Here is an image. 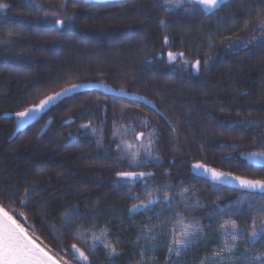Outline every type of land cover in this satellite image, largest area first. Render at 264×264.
Wrapping results in <instances>:
<instances>
[{
	"label": "trees",
	"instance_id": "obj_1",
	"mask_svg": "<svg viewBox=\"0 0 264 264\" xmlns=\"http://www.w3.org/2000/svg\"><path fill=\"white\" fill-rule=\"evenodd\" d=\"M35 1L40 10L25 0H0L11 5L0 11V202L53 252L76 244L90 264H176L170 233L189 222L198 225L200 238L179 264H197L219 251L225 221L236 223L239 248L264 259V239L247 238L253 219L257 225L264 221V200H245L247 192L214 187L190 169L201 162L264 179V164L247 159L264 151V32L253 31L264 19V0H227L211 13L189 3L166 12L154 0ZM66 16L74 20L71 27L47 29L53 18ZM169 51L184 55L169 62ZM197 60L198 72L191 67ZM81 82L140 94L160 113L136 101L83 91L13 136L16 118L3 114L24 111ZM139 135L145 146L126 155L121 140L129 143ZM149 142L152 158L145 151ZM134 152L142 165L130 166ZM122 171L151 176L125 180L117 175ZM33 185L38 187L20 204L24 189ZM148 193L156 197L150 210L130 215L127 209L146 202ZM237 200L244 202L235 206ZM74 207L95 219L75 221L54 238L41 222L43 211L51 226L60 228L62 214ZM77 228L82 236L71 234ZM102 232L109 248H92V236ZM111 247L118 254L109 255ZM63 258L81 264L71 255Z\"/></svg>",
	"mask_w": 264,
	"mask_h": 264
},
{
	"label": "snow or ice",
	"instance_id": "obj_2",
	"mask_svg": "<svg viewBox=\"0 0 264 264\" xmlns=\"http://www.w3.org/2000/svg\"><path fill=\"white\" fill-rule=\"evenodd\" d=\"M157 7L162 8L166 12L172 11L174 8H179L184 5V3L192 4L193 6H200V8L205 13H211L214 10H217L221 5L225 4L227 0H154ZM25 3L34 10H40L41 6L38 4H33L32 0H25ZM11 5L6 3H0V10H4L9 8ZM64 5H61V10L64 9ZM74 15V14H73ZM21 24L25 23L24 21H20ZM74 24V20L72 16H66L63 19L53 18L49 21L47 25V29L53 32L58 31L63 26L71 27ZM160 25L166 26V21L160 20ZM248 26V22H245V27ZM261 31L264 32V19H261L259 23L254 27L253 31ZM165 45L168 44L167 36L164 37ZM168 60L169 62H173L177 59V57H183L184 53H174L172 51L168 52ZM187 64L188 61H185ZM205 66L207 65V61L204 62ZM197 72L199 71L200 61L197 60L195 63L191 65ZM97 87H103V85H94L86 82L70 84L68 87L61 89L59 92H55L52 95L45 97L40 100V102L34 105L32 108L25 109V111L16 113V116L20 118L18 121V126H23V124L27 123L28 119H35L37 114L43 112L45 109H49L50 107H54L58 102L62 99L67 98L71 95L78 93L81 89H92ZM50 123V122H49ZM224 126H231V124H226ZM82 128H87L88 125H81ZM143 135V134H141ZM128 147H132V145H128ZM119 148V146H118ZM148 158L151 157V142H149V146L145 149ZM132 155V161L130 166H140L144 163L143 160H138L137 157L140 155L139 152H134ZM248 160H255L257 163L264 164V151L251 153L248 157ZM195 169L200 170L203 169L204 175H209L210 179L214 182L215 186H223L229 185L238 187L239 189L246 190L249 195L245 196V200H252L253 202L264 200V179H249L245 177L236 176L233 177L231 174L217 172L214 169H207L204 165L196 164L194 166ZM117 175L125 180H135L137 178H143L146 175L151 176V174H146L143 172H129L122 171L118 172ZM38 185H33L31 188H25V198L20 200V204H24L27 196L34 192ZM147 187V185H145ZM188 189H184L183 192H187ZM183 194V193H182ZM165 200L168 199L167 196L164 197ZM156 200V197L152 193H148V198L146 202H142L140 204H133L131 208L127 209L129 214L137 212L139 209L143 208L145 210H150L149 206L152 205ZM15 202V201H14ZM199 201H197L198 203ZM244 201L237 200L235 201V206L240 205ZM253 206L252 203L249 204V208ZM219 207V206H217ZM229 207H233L232 204ZM221 212L225 211V209L220 208ZM37 215L41 216V209H37ZM239 211V208H237ZM23 215V213H21ZM48 213L43 211V215L41 216V222L45 224L46 228H51L49 234L53 235L54 238L57 234L63 229L66 231L75 221L78 220H86V219H95L87 218L83 214L79 212V209L72 208L70 211H66L61 216V225L60 228H55L51 226L50 222L46 220ZM179 216L180 214L177 213ZM183 219V218H181ZM27 220V217H25ZM180 224V222H177ZM226 225H230L232 231L228 232ZM80 227H85V225H81ZM96 227L95 224L91 225V228L94 230ZM225 229V237H224V249L221 252L216 253L215 255L220 259H224V251H227L230 254H233V249L236 247L235 241L238 238H242L240 235V231L237 230V225L234 221H225L224 225L221 226ZM251 235L247 238L255 242L259 239H264V221H262L259 225H257L256 220L253 219ZM199 228L197 224L189 222L187 224H180L178 233L173 229V241L169 246V252H175L177 256L181 254V249H186L188 246L193 244L197 239L200 238ZM74 236H82L79 228L71 233ZM231 237L233 241L232 244L228 243V237ZM106 237V233L102 232L100 236H92V248H95L98 244H104V239ZM105 248H109L108 244H104ZM109 255H115L117 253V249L115 247H111L108 253ZM71 255L74 259L81 262V264H90L89 257L86 255L84 251H82L76 244H72L71 248L65 250L62 254L53 252L52 249L43 243L40 240L38 235H35L34 230L30 231L29 228L25 227L23 223L17 219V216L13 214L2 202H0V264H70L68 259H64L63 256ZM143 255V254H142ZM259 261V264H264V259L256 258ZM140 264H144L143 261ZM179 264V261L176 262ZM201 264H219V260H211V261H201Z\"/></svg>",
	"mask_w": 264,
	"mask_h": 264
},
{
	"label": "rangeland",
	"instance_id": "obj_3",
	"mask_svg": "<svg viewBox=\"0 0 264 264\" xmlns=\"http://www.w3.org/2000/svg\"><path fill=\"white\" fill-rule=\"evenodd\" d=\"M0 3H3V2H0ZM35 3L38 4V5H40V3L38 1H35ZM4 10H0V11H4ZM167 54L168 53H166V56L168 58V55ZM144 139H145L144 136L139 135V136H137V138H136L135 141H129V143L127 141L121 140L122 148L125 150V154L127 155L128 154V151L129 152H131V151L133 152V150L139 151L140 149H142L145 146ZM128 145H132V147H128ZM185 224H187V223H185ZM179 227H180V225H177L173 229H175V231L178 233ZM225 227H227V231L228 232H231L232 231L230 225H226ZM173 229H172V231L170 233V245H171V243L173 241ZM199 235H200V232H199ZM240 235H241V233H240ZM95 236H100V235H95ZM167 236H168V234H167ZM224 237H225V229L222 228V230H221V232L219 234V241H220V244H221L220 245L221 249L219 251H217V252H214L211 256H209L208 258H206L205 260H202V261H211V260L215 259V260H219V264H259V261L256 258L263 259L260 254H256V253L253 254V253H251V254L248 255L243 248H239L238 247V242H239V239L240 238H238L237 241H235L236 247L233 249L234 255L228 253L227 251H224V259H220L215 254L218 253V252H221L222 249H224ZM228 243L229 244H232L233 243V241L231 240V237L230 236L228 237ZM99 245H101V244H99ZM186 249H181V254ZM169 253L173 255L172 263H174L175 261H179L177 259L180 258L181 254L179 256H177L174 251L173 252H169ZM197 264H201V261L199 263H197Z\"/></svg>",
	"mask_w": 264,
	"mask_h": 264
},
{
	"label": "water",
	"instance_id": "obj_4",
	"mask_svg": "<svg viewBox=\"0 0 264 264\" xmlns=\"http://www.w3.org/2000/svg\"><path fill=\"white\" fill-rule=\"evenodd\" d=\"M90 84H94V85H103V87H97V88H92V89H81V90H79L78 92L91 91V90H94V91H100V92H102V93L105 94V95H112V96H116V97H121V98L127 99V100H129V101H136V102L142 103V104L146 105L147 107H149V108L155 110L158 114L160 113V112L157 110L155 104H154L151 100H149L148 98H146V97H144V96H142V95H140V94H137V93H130V92H127V91L124 90V89H115V88H113V87H111V86H109V85H105V84H101V83H90ZM60 91H61V90H60ZM58 92H59V91H58ZM50 95H52V94H50ZM48 96H49V95H48ZM46 97H47V96H46ZM69 97H70V96H69ZM43 99H44V98H43ZM64 99H65V98H64ZM62 100H63V99H62ZM62 100H61V101H62ZM39 102H40V101H39ZM39 102H38V103H39ZM38 103H37V104H38ZM58 103H59V102H58ZM58 103H57V104H58ZM33 106H34V105H33ZM33 106H31V107H29V108H32ZM50 108H51V107H50ZM50 108H49V109H50ZM27 109H28V108H27ZM49 109H45L43 112L37 114V116H36L35 119H37L40 115H42L43 113H45V112H46L47 110H49ZM24 111H25V110H24ZM21 112H22V111H21ZM2 116H4V117H11V116H13L14 118H16V129H15V131H14L13 136H14L16 133H18V131L24 129L25 127H27L29 124H31V123L35 120V119H28L27 123L23 124V126H18V121L20 120V118L16 116V113H15V114L5 113V114H3ZM49 122H50V121H48V123L45 125V127H44V128L42 129V131L40 132V134H42V133L45 132V130L48 128V126H49V124H50ZM196 164L204 165V164H202L201 162H196V163L191 164V166H190L191 172H192V173L200 174L201 176L207 178L211 183H214V182L210 179V176H209V175H204V174H202V173H203V169L197 170V169L194 168V166H195ZM204 167L207 168V169H214V168L209 167V166H207V165H204ZM214 170H216V169H214ZM216 171H217V172H221V171H218V170H216ZM137 173H140V172H137ZM143 173H146V172H143ZM223 173H225V172H223ZM146 174H149V173H146ZM227 174H231V173H227ZM146 176H147V175H146ZM146 176H145V177H146ZM231 176L236 177V175H234V174H231ZM118 177H119V176H118ZM120 178H121V177H120ZM223 186H224V187L231 188V189H235V190L245 191V192H246V190L239 189L238 187L229 186V185H223Z\"/></svg>",
	"mask_w": 264,
	"mask_h": 264
},
{
	"label": "flooded vegetation",
	"instance_id": "obj_5",
	"mask_svg": "<svg viewBox=\"0 0 264 264\" xmlns=\"http://www.w3.org/2000/svg\"><path fill=\"white\" fill-rule=\"evenodd\" d=\"M194 71H196V70L194 69Z\"/></svg>",
	"mask_w": 264,
	"mask_h": 264
}]
</instances>
